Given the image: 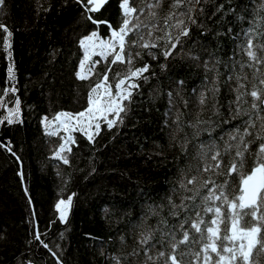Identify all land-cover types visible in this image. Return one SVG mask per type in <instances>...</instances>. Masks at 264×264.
<instances>
[{"label": "trees", "instance_id": "trees-1", "mask_svg": "<svg viewBox=\"0 0 264 264\" xmlns=\"http://www.w3.org/2000/svg\"><path fill=\"white\" fill-rule=\"evenodd\" d=\"M85 2L3 0L0 3V23L8 29L7 33L0 29V103L11 107L18 100L20 108L19 118L13 123H0V233L4 235V239H0V264H57L58 259L62 264H137L143 259V250L137 240L139 233L151 226L173 231L179 239L183 235L177 227L181 220L187 221L183 227L189 232V240L179 245L177 259L183 264H196L193 254L200 250V234L191 228V221L199 214L206 236V227L210 226L214 215L204 211L201 196L212 187V182L220 185L227 180L226 195L238 205L240 173L249 172L256 159L260 140L254 137L261 120L253 116L255 127L251 130L252 135L246 137L252 143L245 151L244 168L232 173L227 171L231 160L239 161L240 158L234 156L235 149L231 150V155L225 153L223 144L228 140V131L237 125L243 127L242 122L248 115L230 119L226 124L219 121L227 116L229 102L235 100L232 89L236 87L237 74L241 75L244 85L240 90L248 93L243 97L248 103L242 104V108L253 111L250 96L253 84L264 94V85L259 84V79L264 76V63L249 68L244 52L249 37L254 45L264 44V35H260L264 33V0H200V5L193 10L197 22L188 24L184 18L189 35L181 37V42L167 58L163 56V50L170 42L156 40V37L164 35L162 30L167 13L173 12V18L168 20L172 24L176 12L186 11L185 6L170 9L172 0H160L159 7L150 9L148 5H155L156 0H129L137 9L130 24L139 27L133 28L125 37L124 61L100 62L90 77L79 79L75 72L82 58L80 38L98 29L107 38L122 23L123 17L120 0H108L96 12L86 11ZM88 16L102 23L94 24ZM250 28L252 32H249ZM137 31L144 39L132 44L131 40L137 39ZM176 31L172 29L171 35L175 36ZM5 36L10 39L9 49L3 43ZM144 42L149 43L148 48L143 46ZM152 42L156 47H152ZM189 51L198 59L186 56ZM254 51L258 56H264V51L258 48ZM205 61L210 66L215 64V69L206 73ZM145 63L148 69L141 76L147 79H133L139 87L131 91L130 101H123L126 105L121 114L123 121L115 123L111 129L106 124L101 125L92 142L84 134L77 133L75 142L61 152L69 160L68 164L54 156L53 152L66 140L48 121L53 120L57 112L84 110L87 93L93 85L106 77V82L115 87L130 67L134 70ZM241 63L245 65L243 69ZM214 75L219 89L215 99L223 114L219 117L213 114L212 101L208 99L211 93L206 91ZM127 84L125 81L122 87ZM178 88L180 96L176 95ZM201 92L206 98L204 105L199 103ZM169 93L173 97L171 105ZM232 107L235 108V104ZM259 108L264 118L263 104ZM177 109L182 114L178 121L182 130L172 140ZM1 112L0 108V115ZM197 113L200 120L211 119L213 124H200L198 129L190 127L189 121L195 122ZM42 120L45 123H41ZM46 125L54 130V134L46 132ZM209 127L211 132L207 131ZM199 129L203 130L198 136L194 135ZM185 136L187 144L181 150L178 141ZM212 141L220 148L221 166L219 170L205 171V161L199 153L207 151ZM18 172L23 174V184ZM193 176L196 180L189 184L188 180ZM181 180L192 191L181 188ZM206 180L210 183L204 186ZM197 188L199 192L195 199H185L187 207L176 209L178 215H170L169 198L179 205L182 196H193ZM69 196L71 208L61 222L55 204ZM215 205L221 208L216 243L222 251L223 245L229 244L223 237L229 235L231 213L226 203L216 201ZM251 211V208L238 206L233 209L241 227L256 222ZM257 212L258 216L264 213V206ZM32 214L34 218L30 223ZM161 218L164 222H160ZM37 231L41 234L40 240L52 251L34 239ZM159 239L160 232L156 231L150 241L155 244V248L150 249L151 254L161 249L157 243ZM167 239L165 237L166 253L171 251ZM262 244L264 228L258 233V243L250 254L249 264H264ZM133 248L140 249L135 257L128 255ZM182 252L185 255L181 256ZM211 255L215 258V254ZM165 258L152 264H164Z\"/></svg>", "mask_w": 264, "mask_h": 264}, {"label": "snow or ice", "instance_id": "snow-or-ice-1", "mask_svg": "<svg viewBox=\"0 0 264 264\" xmlns=\"http://www.w3.org/2000/svg\"><path fill=\"white\" fill-rule=\"evenodd\" d=\"M106 0H86L84 3V8L88 12H96L98 11L104 4ZM0 3H3V0H0ZM180 5H184L186 8L185 10L177 11L175 14L174 22L172 24L168 23L169 19L173 18V12L169 11L167 15L164 17V25L163 28V36H157L156 40H166L170 42L166 45L163 50V56L165 58L169 57V54L172 52L173 49L177 47V43L181 42L182 36L189 35V26L188 24H195L196 18L193 14V10L196 9L200 5V0H172V4L170 5V9H176ZM120 9L123 12L122 23L118 26V28L113 29L111 31V37L107 41L100 40L97 37V33L95 31L91 32L89 35L83 36L79 40L80 47L83 49L84 57L80 60V68L84 69L85 61L90 58L93 51L97 48L99 49V54L101 56L108 55V50L111 49V55L113 62L119 60L121 62L124 61V50H125V37L128 35L129 32L133 30V28L138 29L137 24H130V20L132 19L133 13L137 11L136 8L132 7L129 3V0H120ZM153 6L159 7L160 0H156V4H149L148 7L151 9ZM264 7V5H262ZM143 11V9H140ZM203 9L201 8V12ZM151 15L155 16V12H151ZM187 18L188 24L184 23V18ZM91 20L94 24H100L102 21L99 19L93 20L91 16L87 17ZM106 23V22H105ZM0 29H3L4 32H8L7 27L0 23ZM176 29V35H171V30ZM253 29H249V32H252ZM10 35V33H9ZM137 39L131 40L132 44H137L139 41H143V35L137 31L136 33ZM149 36L152 35L151 32L148 33ZM247 35V34H246ZM260 35H264L261 33ZM3 43L5 47H8L9 41L7 36L4 37ZM143 46L145 48L149 47L148 42H144ZM152 47H156L155 42H152ZM117 48L119 50H117ZM254 48H258L264 51V44H253L252 38H248L246 41V46L244 48V52L248 57L247 66L252 68L254 65H259L264 63V56H258L257 52L254 51ZM138 54V53H137ZM150 55L154 56V53H149ZM186 56H190L193 60H197L198 57L193 56L192 53L189 51L185 54ZM129 57H131V53H129ZM130 62V60H129ZM219 62V58H217V63ZM244 63H241V69L244 68ZM161 68H164V65H161ZM148 69V64L145 63L142 67H136L134 70L130 67L128 73L118 82L115 84V94L113 95L109 88L105 85L103 92L100 91L101 84L96 83L91 87V89L87 93V107L84 110L72 113V112H57L56 113V122L57 127H63V129L67 132L71 129L76 128L79 126L78 130L84 134L89 142L94 140V133L99 134L101 130V123H105L108 129H111L115 123L122 122L123 116L122 113L125 112L126 105L123 101L131 100V91L135 88H138L139 85L135 83L130 77L142 78L147 79L146 77H142L141 74L144 73ZM204 69L207 73L210 70L215 69V64L209 65L207 61L204 62ZM9 74L11 75V68H9ZM259 71V69H257ZM75 76L79 79H85V74L83 71H76ZM255 76V73H254ZM232 75H229V79L231 80ZM246 78V77H245ZM207 79V77H205ZM241 75H236V87L232 89L235 92V100L229 102L228 107V114L222 120L219 121L220 123H228L230 119H236L244 114L248 115V119L243 121V127L237 125L236 127L231 128L228 133V140L224 141L223 150L225 153L231 155V150L235 149L234 156L239 157V161L236 159L231 160V166L228 167V173H232L236 171L238 168L243 169L245 164V151L249 149V145L252 143L251 140H247L246 137L252 135V128L255 127V121L253 120V116L256 117L257 120H261L260 129H258L255 133L256 139L260 140L258 145V149L255 152V162L254 166L251 168L249 172L246 174L241 172L239 176V195L236 197L238 199L239 204H236L235 200H230L226 195L225 185L228 183L225 180L220 185H216L212 182V187L207 189L205 195L201 196V201L203 203L204 211L206 213H214L211 218L210 226L206 227L207 235H204V229L201 228V224L204 223L202 218L199 217L197 214V219L191 221V228L195 230L196 233L200 234V250L199 252L194 253V257L196 259V264H249L250 254L253 252L254 246L258 243V233L261 232V229L264 228V213H261L258 216L257 209L261 206H264V118L261 117L259 105L264 104V94H262L261 90H258L256 84L252 85V90L250 92V96L252 97L251 100V109L253 111H249L248 108H242L241 105L248 103L247 100H244L243 97L248 93L241 91L240 89L244 87L241 83ZM125 81H128L126 87H122L125 85ZM259 84L264 85V76H261L259 79ZM15 92V89H12ZM206 91L211 93V96L208 99H211L212 104L211 108L213 114L217 117L222 116L223 114L219 111V107L216 102V95L219 91L217 86L216 76L212 77V83ZM177 96H180V89H177L176 92ZM103 96V99L99 97ZM182 98V97H181ZM206 102V98L204 92H201L199 95V103L204 105ZM17 105L19 101H16ZM187 102H185L186 104ZM169 104H173V97L172 94L169 93ZM235 104V108L232 105ZM203 110V109H202ZM109 114H111V118H109ZM19 115V108H12L10 110V114L8 117V123H13V118L18 117ZM182 114L179 112V109L176 111V128L174 129L173 133L171 134V139H176V133L181 131V126L178 123L180 120V116ZM199 113H197V119L195 122L189 121V126L193 129H198V125L200 124H208L212 125L213 121L211 119L207 121H202L199 118ZM75 120V124H71V121ZM41 123H45L44 120ZM46 132L49 134H54V130H51L47 127L45 128ZM203 129H199L194 131V135H199V131ZM207 131L211 132L212 128L209 127ZM223 139V136L221 137ZM72 136H67L66 142L61 143L59 148L53 152L54 156H58L60 159L63 160L65 164L69 163V160L66 156L61 155V152L67 147V143H74ZM180 144L181 150L187 144V136L184 137L182 141H178ZM4 147H8L7 145H3ZM201 148L204 149L205 146L202 144ZM208 150L199 153L200 158L205 161V168L204 170L207 171L209 169H216L219 170L221 166V161L219 159L220 156V148L212 141L208 146ZM70 151V149H68ZM9 151L11 149L9 148ZM251 155L252 153L249 152ZM15 155V153H13ZM19 159V158H18ZM212 161L213 163H209L208 161ZM217 174H221L217 172ZM17 175L21 178V183L24 182V177L22 172H18ZM196 180V177L193 176L191 179L188 180L189 184H192ZM210 183V180L204 181V186ZM180 187L185 188L186 191H192L191 189H187L185 187L184 181H180ZM216 189L217 191H213ZM175 191V189L173 190ZM199 188H197L193 196L190 197H181V202L179 205L172 202L171 198H169V204L171 205L172 211L170 215H178L176 209L178 208H186L187 205L184 204V200H193L195 196L198 194ZM218 193V194H217ZM25 196L28 195L27 188L24 189ZM71 201V196L68 197V200H60L55 204V210L59 214V220L63 222L66 218L67 209L69 206V202ZM216 201H221L222 203L227 204V208L229 213H231L229 219L231 221V226L228 228L229 235H225L223 239L228 241L229 244H224L222 247V251L218 250V245L216 241L219 239V218L221 215V208L215 205ZM211 202V203H210ZM28 203L31 205V199L28 200ZM241 209L245 207H250L252 209L251 216L256 221L252 223L251 226L248 227H241L239 224V216L233 212V209L236 207ZM151 207V206H149ZM152 212L156 215L158 213L155 212V209L152 208ZM32 218H34V214L30 218V223L32 222ZM160 222H164L163 218H161ZM186 220H181L179 222V227L183 233V235L177 239L176 233L173 231H164L163 229L153 228L151 226L144 228L138 237V243L140 248L143 250V259L138 261L137 264H152V262L158 261L160 258L164 259V264H183V261L177 259V249L180 244H183L189 240V232L188 230L184 229L183 225L186 223ZM156 231L160 232V239L157 241L161 245V249L155 251L154 254L150 253V249L155 248V244H150V241L154 237V233ZM40 233L37 231L34 235V239L40 240ZM165 237H167V246L171 250L166 253L164 250L165 244ZM0 239H4L3 233H0ZM123 240V237H121ZM40 243L43 245L45 249H49V245L44 241L40 240ZM56 247H59L58 245ZM262 249H264V244L261 245ZM140 249L133 248V250L128 253L130 256H137L138 251ZM49 251H52L49 249ZM56 255L55 252L52 253ZM202 254V259H201ZM215 254V258L211 255ZM181 256L185 255V253H180ZM31 264V262H29ZM57 264H62L59 259L57 260Z\"/></svg>", "mask_w": 264, "mask_h": 264}, {"label": "rangeland", "instance_id": "rangeland-1", "mask_svg": "<svg viewBox=\"0 0 264 264\" xmlns=\"http://www.w3.org/2000/svg\"><path fill=\"white\" fill-rule=\"evenodd\" d=\"M95 32L97 33V37L99 38L97 40V43H99L100 40L107 41L111 37V32H110V34H109V36L107 38H104L102 36L101 31L99 29L98 30H95ZM8 41H9V44H8V49H9V46H10V39L9 38H8ZM117 50H119V49L117 48ZM83 57H84V52H83V49H82V58L81 59H83ZM107 61L110 64H113L112 55H111V49L108 50V55L101 56L99 54V49L97 48L95 51H93V53L90 56V58L85 61L84 69H81L80 68V64H79L78 71H83L84 74H85V78H88V77H90L93 74V71L96 68V66L98 65V63H100V62L101 63H104V62H107ZM105 78L106 77H104V79L102 80L103 83L101 84L100 91L103 92L104 86L106 85L109 88V90L111 91V93L114 95L115 94V87L114 86H111L110 83L106 82V79ZM130 78L137 79L136 77H130ZM99 98L100 99H103L104 97L103 96H100ZM16 107L19 108V104L17 105L16 102L11 107H5V106H3L2 103H0V108L2 110L1 115H0V123L1 122H4V121L8 122V117H9V114H10V110L12 108H16ZM72 113H76V112H72ZM19 115H20V108H19ZM19 115H18V117H14L13 120L18 119L19 118ZM109 118H111V114H109ZM48 124L53 125L55 131L61 132L62 135L64 136L65 140H66L67 136H69V135L72 136V138L74 140L75 139V135L77 133L83 134L82 132H80L78 130L79 126H77L74 129H71L70 131H67V132L63 129V127H59L58 128L57 127V122H56V117L53 120L48 121ZM71 124H75V120L71 121ZM103 124H105V123H101V125H103ZM95 135L96 134L94 133V136ZM70 145H71V143H67V147H69ZM67 200H65V201H67ZM70 208H71V201L69 202V206H68V209H67V214L69 213ZM67 214H66V217H67Z\"/></svg>", "mask_w": 264, "mask_h": 264}, {"label": "water", "instance_id": "water-1", "mask_svg": "<svg viewBox=\"0 0 264 264\" xmlns=\"http://www.w3.org/2000/svg\"><path fill=\"white\" fill-rule=\"evenodd\" d=\"M107 1V0H106ZM135 83H137V81L136 80H133ZM138 84V83H137ZM263 106H264V104H263ZM245 208H249V207H245Z\"/></svg>", "mask_w": 264, "mask_h": 264}]
</instances>
